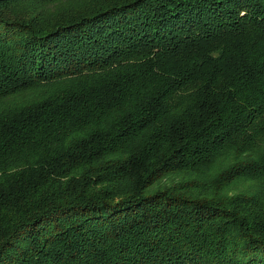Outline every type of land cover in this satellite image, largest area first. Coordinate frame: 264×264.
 I'll use <instances>...</instances> for the list:
<instances>
[{
  "label": "trees",
  "instance_id": "trees-1",
  "mask_svg": "<svg viewBox=\"0 0 264 264\" xmlns=\"http://www.w3.org/2000/svg\"><path fill=\"white\" fill-rule=\"evenodd\" d=\"M0 264H264V0H0Z\"/></svg>",
  "mask_w": 264,
  "mask_h": 264
},
{
  "label": "rangeland",
  "instance_id": "rangeland-1",
  "mask_svg": "<svg viewBox=\"0 0 264 264\" xmlns=\"http://www.w3.org/2000/svg\"><path fill=\"white\" fill-rule=\"evenodd\" d=\"M221 166V165H220ZM211 172H214V170H212ZM179 179L178 176H173L172 181L175 182ZM252 184V182L247 181V180H239V181H235L233 183H231L228 188L226 189L227 193L229 194H234L237 193L239 191H244L246 188H248L250 185ZM157 187V186H156ZM152 188V189H151ZM150 189L152 191H154L156 188L154 186H152ZM155 188V189H154ZM149 190V189H148Z\"/></svg>",
  "mask_w": 264,
  "mask_h": 264
}]
</instances>
